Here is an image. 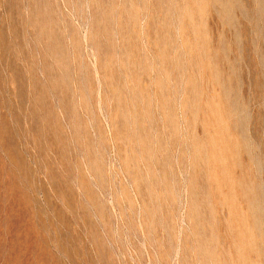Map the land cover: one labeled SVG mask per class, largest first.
<instances>
[{
	"label": "rangeland",
	"instance_id": "374dc122",
	"mask_svg": "<svg viewBox=\"0 0 264 264\" xmlns=\"http://www.w3.org/2000/svg\"><path fill=\"white\" fill-rule=\"evenodd\" d=\"M0 264H264V0H0Z\"/></svg>",
	"mask_w": 264,
	"mask_h": 264
}]
</instances>
